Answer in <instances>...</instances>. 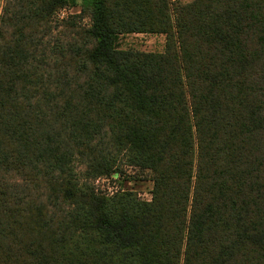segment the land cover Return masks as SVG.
Here are the masks:
<instances>
[{"label": "trees", "instance_id": "trees-1", "mask_svg": "<svg viewBox=\"0 0 264 264\" xmlns=\"http://www.w3.org/2000/svg\"><path fill=\"white\" fill-rule=\"evenodd\" d=\"M0 264H264V0H3Z\"/></svg>", "mask_w": 264, "mask_h": 264}, {"label": "rangeland", "instance_id": "rangeland-1", "mask_svg": "<svg viewBox=\"0 0 264 264\" xmlns=\"http://www.w3.org/2000/svg\"><path fill=\"white\" fill-rule=\"evenodd\" d=\"M0 5L3 0H0ZM182 4L192 3L194 0H179ZM80 2V1H79ZM79 9L72 8L64 10L62 13L63 16H68L72 13H76ZM120 49L128 50L133 49L146 53H162L164 52L166 45V38L162 35H129L120 38L119 41ZM126 173L124 176V180L122 183L115 179L118 176H115V179H100L101 181L98 183L96 180L91 181V184H94L99 193L107 192L111 194L114 190H129L138 194L141 200H150L151 199V191L153 188V184L151 182V178L149 175L140 174L137 171H134L132 168L125 167L121 165ZM139 174V175H137ZM135 176L134 178L128 179L126 176ZM121 179H123L121 177ZM110 188V191L107 189Z\"/></svg>", "mask_w": 264, "mask_h": 264}, {"label": "built area", "instance_id": "built-area-1", "mask_svg": "<svg viewBox=\"0 0 264 264\" xmlns=\"http://www.w3.org/2000/svg\"><path fill=\"white\" fill-rule=\"evenodd\" d=\"M101 180L99 179V180H97V182L99 183ZM108 190L110 191V188H108ZM115 191H117V190H115Z\"/></svg>", "mask_w": 264, "mask_h": 264}]
</instances>
